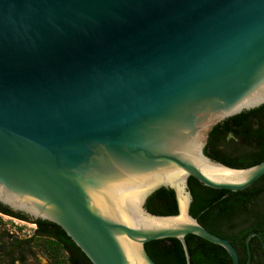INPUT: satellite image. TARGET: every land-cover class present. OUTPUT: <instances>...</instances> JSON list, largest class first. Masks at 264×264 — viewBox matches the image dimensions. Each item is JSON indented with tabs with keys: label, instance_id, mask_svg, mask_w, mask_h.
I'll list each match as a JSON object with an SVG mask.
<instances>
[{
	"label": "water",
	"instance_id": "95a60500",
	"mask_svg": "<svg viewBox=\"0 0 264 264\" xmlns=\"http://www.w3.org/2000/svg\"><path fill=\"white\" fill-rule=\"evenodd\" d=\"M263 104L264 0H0V205L91 264H156L144 245L166 239L190 264L187 235L239 264L190 215L188 179L235 193L264 176L203 153ZM162 188L176 215L145 209Z\"/></svg>",
	"mask_w": 264,
	"mask_h": 264
},
{
	"label": "trees",
	"instance_id": "16d2710c",
	"mask_svg": "<svg viewBox=\"0 0 264 264\" xmlns=\"http://www.w3.org/2000/svg\"><path fill=\"white\" fill-rule=\"evenodd\" d=\"M203 153L212 161L234 169H245L263 162L264 104L214 126ZM188 186L192 196L189 213L208 232L228 238L229 224L235 230V237L264 229V176L235 193L207 188L193 178L188 179ZM145 209L159 216L176 215L173 191L163 188L156 191L147 199ZM0 214L36 226L33 235L24 239L6 230L0 233V264H23L34 258L32 244L36 238H48L59 245L67 255L68 264H91L58 226L47 221H31L2 205ZM185 243L190 264L230 263L222 248L196 236L187 235ZM144 249L156 264H186L182 247L175 239L152 241L146 243Z\"/></svg>",
	"mask_w": 264,
	"mask_h": 264
},
{
	"label": "rangeland",
	"instance_id": "374dc122",
	"mask_svg": "<svg viewBox=\"0 0 264 264\" xmlns=\"http://www.w3.org/2000/svg\"><path fill=\"white\" fill-rule=\"evenodd\" d=\"M36 226L16 221L13 217L0 214V233L3 230L20 239L33 235ZM34 258H29L23 264H68L67 255L62 248L48 238H36L32 244ZM19 264V263H16Z\"/></svg>",
	"mask_w": 264,
	"mask_h": 264
},
{
	"label": "flooded vegetation",
	"instance_id": "af4514ba",
	"mask_svg": "<svg viewBox=\"0 0 264 264\" xmlns=\"http://www.w3.org/2000/svg\"><path fill=\"white\" fill-rule=\"evenodd\" d=\"M233 230L234 229L230 224L227 225L226 235L228 236V238L223 239L229 241L234 247L238 256L239 264H264V229L260 230V232L250 231L245 236L244 233H240L237 237H235V230ZM250 235L252 236L249 238L247 243L246 239ZM228 258L230 262L228 264H232L229 256Z\"/></svg>",
	"mask_w": 264,
	"mask_h": 264
}]
</instances>
